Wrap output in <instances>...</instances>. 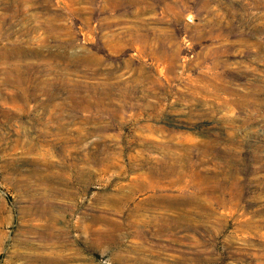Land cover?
Instances as JSON below:
<instances>
[{
    "label": "rangeland",
    "instance_id": "rangeland-1",
    "mask_svg": "<svg viewBox=\"0 0 264 264\" xmlns=\"http://www.w3.org/2000/svg\"><path fill=\"white\" fill-rule=\"evenodd\" d=\"M49 262L264 264V0H0V264Z\"/></svg>",
    "mask_w": 264,
    "mask_h": 264
},
{
    "label": "bare ground",
    "instance_id": "bare-ground-1",
    "mask_svg": "<svg viewBox=\"0 0 264 264\" xmlns=\"http://www.w3.org/2000/svg\"><path fill=\"white\" fill-rule=\"evenodd\" d=\"M174 177H175V174H172L170 177H166L167 179H169L170 181H169V183H170V185L172 186H174L175 184H182V181H181V179H183V177H181V176H179V177H177L176 179H174ZM174 179V180H173ZM178 179V180H177ZM190 182V183H189ZM191 185V181L190 180H187L186 182H184V184L183 185H181L182 186V188L183 187H188V186H190ZM49 264H52V262H49Z\"/></svg>",
    "mask_w": 264,
    "mask_h": 264
}]
</instances>
